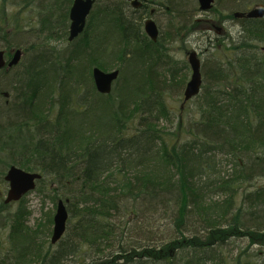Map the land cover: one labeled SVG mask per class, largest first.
Wrapping results in <instances>:
<instances>
[{
    "label": "trees",
    "instance_id": "1",
    "mask_svg": "<svg viewBox=\"0 0 264 264\" xmlns=\"http://www.w3.org/2000/svg\"><path fill=\"white\" fill-rule=\"evenodd\" d=\"M2 1L0 11L7 2L23 10L14 19L0 13V48L24 53L0 71V184L13 164L39 171L35 190L56 209L63 200L69 219L52 243L54 217L46 232L40 221L33 228L27 195L5 203L0 192V231L9 229L0 264H264L249 246L229 261L216 255L235 238L264 248V187L251 186L264 178V16L235 17L264 0H215L219 21L207 30L216 36L199 51L202 88L186 102L187 76L170 49L207 31L198 0H147L138 9L95 0L72 42L73 0ZM152 7L169 22L157 41L143 23ZM228 19L240 23L238 35L212 26ZM96 66L120 69L108 94L96 88ZM167 96H182L180 107Z\"/></svg>",
    "mask_w": 264,
    "mask_h": 264
},
{
    "label": "water",
    "instance_id": "2",
    "mask_svg": "<svg viewBox=\"0 0 264 264\" xmlns=\"http://www.w3.org/2000/svg\"><path fill=\"white\" fill-rule=\"evenodd\" d=\"M131 1L133 7L138 8L143 5L145 0H128ZM215 0H198L199 9L201 11H210L214 5ZM95 0H73V5L69 12L70 15V30L69 41H73L86 28L87 19L94 7ZM264 16V5L258 4L254 8L248 9L247 12L237 11L235 17L240 18H259ZM219 28V27H218ZM146 33L151 36L154 41H157L160 33L157 22L153 18L145 21ZM24 51L19 48H11L10 51L0 48V71L2 69H9L12 66L18 65L23 56ZM8 54L9 57H8ZM189 64L191 65L192 74L191 79L187 82L184 91L185 102L193 99L201 91L203 83V75L201 72V60L196 50L189 53ZM8 57V58H7ZM93 80L98 91L103 94H108L112 91L113 84L119 77L120 69L104 70L98 66L93 68ZM5 95L9 96L6 92ZM42 178L39 171L31 172L23 170L19 166L13 164L5 175V180L9 182V188L5 197V203H11L22 199L29 191H32L37 186V180ZM58 207L54 216V228L52 232V243H57L64 236L67 229V222L69 213L67 206L63 200L58 201Z\"/></svg>",
    "mask_w": 264,
    "mask_h": 264
},
{
    "label": "rangeland",
    "instance_id": "3",
    "mask_svg": "<svg viewBox=\"0 0 264 264\" xmlns=\"http://www.w3.org/2000/svg\"><path fill=\"white\" fill-rule=\"evenodd\" d=\"M101 1L102 0H99V2H101ZM1 2H3V1L2 0L0 1V9L2 8ZM47 2L50 3V0H45L43 3L45 4ZM254 4L256 5V3H254ZM254 4L251 5L250 7L254 6ZM257 4H262V2H258ZM38 8H39L38 5H35L32 9L31 15H30V17L34 16L33 20L35 19V21H37L38 17H39V16H37V13L39 12ZM152 8L157 10V12L154 14L153 18L158 23V25L160 26V29L166 28V26L168 25L169 22H168V16L165 14L164 8H160V10L156 7H152ZM21 10H23L21 8V6H19V5L15 6L11 2H7L6 5L3 7L2 11H0V13L5 11V13H6L5 16L12 17V16L17 15V13ZM29 11H31V7L26 9L25 12L21 13V16L25 17V19H27L26 16H28L27 14ZM216 15L217 14L211 13L210 11L209 12L201 11L200 13L197 14L196 18L203 22L202 30L204 27L206 28L205 30H207V27H209L208 25H210L211 22H214L215 20L219 21V19H218V17H216ZM147 16L148 15H145V18ZM22 20H24V19H22ZM25 22H24V24L26 25ZM3 26H5V21L0 18V27H3ZM6 27H7V25H6ZM221 27H222L221 30L223 32V36H227V34H230L232 36H236V35H238L240 28H241L240 23L238 21L230 20V19L223 21L221 23ZM215 36H216L215 31L207 30L204 32V30H203V32H195L194 34H185L182 42H180V41L172 42L170 54L172 55V58L175 60V65L181 69V71H180L181 74L182 75L186 74L187 80H189L191 77L190 76L191 66L188 64V57H189L188 52H190V50L196 49L197 52L199 53V51H201L200 49H202L204 47V44L206 43L205 39L207 37L214 38ZM55 45L63 48L65 46V42L61 41V40H57L55 42ZM180 98L181 99L178 100V97H176V96H174V98L167 96V99H169V103H170L171 108H174V110H176L180 107V103L183 99L182 96H180ZM178 115H179V113H177L174 116V120H176ZM189 117H191V119L195 118V117H193L192 113L189 114ZM182 118H183V120H185L188 117L182 116ZM251 186H253V187L263 186L264 187V178H262V177L257 178L256 177L255 180L251 183ZM8 187H9L8 182H5V183L2 182V184H0V192L5 193L8 189ZM26 200L28 203V208L31 211V215L29 216V218L27 220L28 225H31L33 228H36L37 223L40 221L41 224H45L43 229L46 232V230L48 228L49 218L54 217V215H55V209H56L55 203L52 202V200L48 196L46 197L43 192H39L37 190L31 191L29 194H27ZM18 207H19V204H17V203L14 204V206H12V208H11V211H15ZM53 226H54V224H51V229H53ZM8 231H9V229H7V228L5 229V231L3 229L0 231L1 240L4 241L5 239H7ZM50 231H52V230H50ZM49 235L50 236H48V238H45V240H47L48 242H50L49 239L51 238V234H49ZM166 236H164V237H166ZM133 241H134L133 243H137V242H140L142 240H140L138 238L137 239L133 238ZM249 241H250V239H248V238L230 239L228 242L225 243L224 247L221 249L220 252L216 251L217 259L222 260V257H223L229 261L230 258H236L237 255L240 254L241 250H246V248L248 246L250 247L251 252H254V250H260V252L262 254L264 253V248H262L261 246L251 245V244H249ZM47 246H48V243H47ZM220 256H222V257H220ZM86 259H88V258H86ZM87 263L88 262L86 261V264ZM232 264H235L234 260L232 261Z\"/></svg>",
    "mask_w": 264,
    "mask_h": 264
},
{
    "label": "flooded vegetation",
    "instance_id": "4",
    "mask_svg": "<svg viewBox=\"0 0 264 264\" xmlns=\"http://www.w3.org/2000/svg\"><path fill=\"white\" fill-rule=\"evenodd\" d=\"M143 5H144V4H143ZM143 5H142L141 7H139V8H142ZM154 14H155V11H152L151 14L149 15V17H153ZM149 17H146V18H149ZM146 18H145V19H146ZM145 19H144V20H145ZM143 22H144V21H143ZM157 24H158V23H157ZM215 24H216V23H213L212 26L215 27ZM158 27H159V25H158ZM144 29H145V23H144ZM159 29H160V27H159ZM216 30H217L218 32H221V31H222V30H220V29L217 28V27H216Z\"/></svg>",
    "mask_w": 264,
    "mask_h": 264
}]
</instances>
